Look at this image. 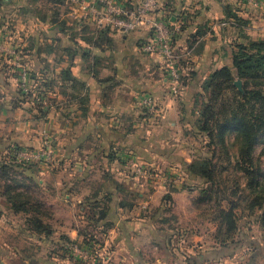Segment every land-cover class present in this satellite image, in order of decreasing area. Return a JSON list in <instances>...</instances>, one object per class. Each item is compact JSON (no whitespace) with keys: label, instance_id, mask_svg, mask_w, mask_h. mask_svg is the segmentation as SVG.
<instances>
[{"label":"crops","instance_id":"crops-1","mask_svg":"<svg viewBox=\"0 0 264 264\" xmlns=\"http://www.w3.org/2000/svg\"><path fill=\"white\" fill-rule=\"evenodd\" d=\"M161 5L162 14L182 25L173 46L177 65L187 60L185 68L192 71L185 83H171L168 65L140 50L150 33L147 26L128 34L110 30L109 37H98L93 23L75 15L65 2L58 9V19L68 27L62 31L25 12L26 0H0V46L13 48L24 68L36 73L30 74L32 91L37 92L39 78L53 80V88L45 93H51L56 104H40L47 111L37 115L30 111L32 96L31 101H18V78L12 75L18 65L13 54L0 52V163L12 160L13 145L34 149L46 141L52 149L49 164H27V169L10 173L27 186L17 192L42 203L40 213L30 205L16 209L0 176V264H84L85 258L72 253V244L93 249L100 262L110 264L170 261L158 250L166 252L172 240L160 238L158 231L150 236L155 224L140 214V205H151L150 200L140 187L142 199L138 205L132 202L135 179L127 177L125 158L119 154L129 157L132 150L138 165L172 155L175 161L190 162L181 144L182 132L197 115L194 96L213 70L230 66L234 43L264 38V0L258 8L243 0H161ZM227 7L239 20L226 15ZM6 22L10 29H3ZM77 46L86 56L79 51L70 59L67 49ZM43 66L48 72L42 75L38 71ZM67 67L83 88L73 91L61 79ZM142 95L156 99L157 116L146 113L139 103ZM121 200L131 206L121 207ZM99 212L105 214L101 220Z\"/></svg>","mask_w":264,"mask_h":264},{"label":"trees","instance_id":"trees-1","mask_svg":"<svg viewBox=\"0 0 264 264\" xmlns=\"http://www.w3.org/2000/svg\"><path fill=\"white\" fill-rule=\"evenodd\" d=\"M26 3L28 8H24L25 12L30 11L39 20L53 23L56 29L60 28L63 31L68 28H65L64 21L58 19V9L62 8L65 0H26ZM226 15L239 20L228 7L226 8ZM109 31V29H97L95 32L98 37H109ZM67 50L70 59L79 51L82 52L83 57L86 56L85 50L79 46ZM229 59L230 66L213 70L202 81L201 90L196 93L193 99V107L197 109V115L192 118L193 121L189 120L185 128L186 131H198V133L205 136L207 146H212L211 157L202 158L198 156L190 162L184 163L189 174L199 176L211 183L210 188L206 190L208 198H210L212 191L216 190L213 189V186L216 187L217 185L214 182L217 165L212 159L216 152L215 147L222 148L227 160H229V144L236 149L233 167L234 172H237V174L235 179L232 180L231 198H228V206L220 208L217 214L218 231L216 233L220 234L218 236L220 243L231 239L235 233L237 218L243 215V211L239 213L236 211L239 206L247 211L249 215L261 210L260 218L264 223V173L259 166H256L253 158L255 145L264 141V38L234 43L230 48ZM186 64H188L187 60H180V68L183 71V75L180 76V82L182 81V83H185L187 77L192 75V71L185 68ZM38 72L42 75L46 74L48 72L47 66H43ZM30 74L36 73L31 70ZM60 74L65 83H70L68 85L69 89L76 91L83 88V83L75 78L69 67L63 69ZM235 78L242 81V92L234 86ZM39 79L41 81L37 86V92L42 93L53 88V80L49 77ZM31 81L33 80L31 79ZM68 87L64 85L62 92L66 94V88ZM16 95L18 101H31L29 100L31 92L23 94L20 90H17ZM81 102L83 103V101ZM31 105L33 106L30 107V111L34 110V114L43 115L47 111L42 109L38 103H32ZM229 134H234L232 142L227 140ZM27 167V164L12 160L0 163V176L4 180L3 191L16 209L27 210L30 205L35 213H40L42 203L37 202L36 199L33 203V197L30 194L25 191H16L20 187L27 188L24 180H17L10 175V173L17 170L23 171ZM238 172L242 174V182L238 177ZM119 205L130 207L131 203L121 200ZM103 217H105V214L99 212L97 219L101 220ZM32 222L36 223V221Z\"/></svg>","mask_w":264,"mask_h":264},{"label":"rangeland","instance_id":"rangeland-1","mask_svg":"<svg viewBox=\"0 0 264 264\" xmlns=\"http://www.w3.org/2000/svg\"><path fill=\"white\" fill-rule=\"evenodd\" d=\"M2 27L10 29V24L3 23ZM120 46L123 47V44L121 43ZM148 55L146 54L145 57ZM28 72L30 75V70ZM15 74L17 72L13 70L12 75ZM29 106L33 105L30 103ZM147 114L152 117L151 114ZM182 135L185 144L181 146H184L183 149L190 157V161L198 156L211 157L212 146H207L204 135L198 131L188 130L182 132ZM227 138L232 142L234 134H229ZM13 147L25 146L13 145ZM263 148L264 141L256 144L253 149V158L256 166H259L264 173ZM235 150V147L229 144V160H227L222 148L215 147L216 152L212 159L217 165L214 173V182L217 185L213 186L216 190L212 191L210 198L207 197L206 190L210 188L211 183L199 176L189 174L184 165L186 161H175L174 155L158 163L153 160L144 162L141 165L143 168L140 166V170H137L138 164L135 160L139 157L132 150L129 152V157L119 154V159L125 158L127 177L135 179L137 189L135 191L132 189L130 193L132 202L137 204L140 202L139 199H142L138 197L140 187L145 188L144 198L150 200L151 205L139 204L140 214L155 224L156 229L149 231L150 236H152L151 231H158L161 234L160 238L165 240L169 237L172 240L168 247L165 245L166 252L158 250L159 256L164 253L169 255L168 264H177V260L181 264H197L200 263L201 258L207 259L206 264H264V223L260 218L261 210L249 215L239 206L236 211L238 213L243 211V215L237 218L235 233L224 243L218 241L220 236L216 233L218 210L228 206V198H231L230 194L233 190L232 180L237 174L233 167ZM238 177L242 182L243 177L240 172ZM120 197H123L121 193Z\"/></svg>","mask_w":264,"mask_h":264},{"label":"built area","instance_id":"built-area-1","mask_svg":"<svg viewBox=\"0 0 264 264\" xmlns=\"http://www.w3.org/2000/svg\"><path fill=\"white\" fill-rule=\"evenodd\" d=\"M247 6L258 8L261 0H243ZM71 7L74 14L90 20L95 29H109L128 34L135 32L145 26L149 28V34L140 44V50L145 54H155L168 65V77L170 82L177 84L180 80L181 70L177 65V55L173 42L178 35L181 23H173L170 15L162 14L161 0H65ZM14 55L18 65V87L23 94L31 92L32 102L41 104L45 107H53L51 93H39L32 91L29 72L21 64V55L13 48H3L0 52ZM139 103L147 113L152 116L157 115L158 105L150 95H142ZM45 133V131H43ZM10 158L17 163L49 164L52 158V149L45 141L39 148L12 147L9 151ZM137 166V170H140ZM142 168V167H141ZM72 253L86 259L84 264H110L108 260L100 262L94 250L89 248L82 249L77 244H72ZM118 264H125L124 261Z\"/></svg>","mask_w":264,"mask_h":264},{"label":"water","instance_id":"water-1","mask_svg":"<svg viewBox=\"0 0 264 264\" xmlns=\"http://www.w3.org/2000/svg\"><path fill=\"white\" fill-rule=\"evenodd\" d=\"M234 86L238 89V91L242 92L243 88H242V81L240 79H236L233 82Z\"/></svg>","mask_w":264,"mask_h":264}]
</instances>
